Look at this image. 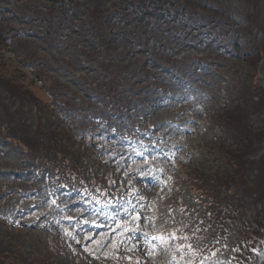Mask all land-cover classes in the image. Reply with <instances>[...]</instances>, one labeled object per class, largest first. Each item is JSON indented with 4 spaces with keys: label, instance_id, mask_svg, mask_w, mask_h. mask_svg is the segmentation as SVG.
<instances>
[{
    "label": "rangeland",
    "instance_id": "1",
    "mask_svg": "<svg viewBox=\"0 0 264 264\" xmlns=\"http://www.w3.org/2000/svg\"><path fill=\"white\" fill-rule=\"evenodd\" d=\"M50 2L0 0V257L230 264L243 223L263 206L246 204L226 224V247H212L210 212L253 185L203 187L198 177L236 181L232 156L264 167V0H207L205 12L187 0H68L53 15ZM223 5L225 14L210 7ZM104 39L127 100L110 118L95 107ZM254 46L263 55L252 57ZM6 114L15 132L60 141V157L106 202L63 187L61 173L6 138ZM263 171L248 174L263 181ZM253 244L231 264H264V249L253 252L264 241Z\"/></svg>",
    "mask_w": 264,
    "mask_h": 264
},
{
    "label": "trees",
    "instance_id": "2",
    "mask_svg": "<svg viewBox=\"0 0 264 264\" xmlns=\"http://www.w3.org/2000/svg\"><path fill=\"white\" fill-rule=\"evenodd\" d=\"M206 1L207 0H187V2L190 3L188 5L192 6L195 9H198L199 12H205L206 9L209 8V2L206 3ZM50 5L51 9L49 11V14L53 15L55 13L54 8H61V6L67 7L68 0H51ZM210 7L211 9L215 10L214 12H216L217 14H225L223 13L225 10L224 5L221 7ZM100 52L102 53V56L99 59L98 69L99 72L103 74V77L100 79V81H98V83H96L97 98L99 100V103L95 107L100 109L97 111V114L103 113L105 114L103 116L110 118L111 114L115 116L125 111L127 100L123 97L122 91L118 85V73L116 72L117 70L115 68L116 60L112 57V53H114L113 47L108 44V42H105V39L103 40V42H100ZM258 54L263 55L261 54L260 49L254 46V48L251 50V56L253 57ZM148 82H151V80ZM154 82H157L156 79L154 80ZM66 101L67 98L62 99L60 104L67 103ZM4 112L6 113L5 110ZM8 114L10 115V113ZM8 114H6V120L8 121L3 122V126L6 128V134H4L6 138L17 141L25 148L35 151L45 164L54 168L57 173H61V177L64 178L62 179L63 184L74 185L78 188L86 187V185L89 183V180H86L82 177V172H77L76 169L72 170L75 165L71 169V166H68L66 164V160L60 157V155L62 156L60 141L55 138L51 139L45 137V134H38L35 132L30 133L29 131V134H31L30 136L26 132L28 130L27 126L23 130V132H15L14 129L17 128L16 122L13 120H9ZM89 117H91V115ZM78 118L79 120L81 119L80 116ZM230 160L235 167V171L240 170V173H234L238 177L236 181L234 176H231L230 178H225L224 176L216 178L217 176L213 175L198 178L199 180L201 179V185H203V187L217 186V188H220L222 185H227V183L232 180L239 183L249 182L250 184L244 185V189L249 187L250 185H253L251 196L246 194L245 200H243L242 196L236 197L232 199V204H226L224 207L220 206L221 208L219 212H210V214H212V218H208V220L212 221L213 223L211 226L207 227L208 230H206L211 234L209 240L210 246H216L219 241L221 242V245H226L225 239L227 237L224 236L229 230L226 224L240 217L241 211L243 210L242 208L246 204L252 205L256 200H258L262 204L263 209H260V211L258 212V216L254 217L252 221H245V223H243L244 228L242 229V232L240 231V238L237 242L233 243L230 246V259L241 261L242 257L239 254L240 252L248 254L251 252L249 249L251 247H254L253 242L256 243L257 241H264V179L263 181H258L256 179V175H258L261 170H264V167L261 161L258 164L254 163L251 165V163L249 164L246 161L240 160L239 157L235 158V156H232ZM251 168L255 171L256 175L251 176L250 174H248V169ZM263 173L264 171L261 174ZM245 178L247 179V181H245ZM254 187L258 190H254ZM214 200L215 199H209L208 202L210 201V203H213ZM259 202L257 204H260ZM202 227L204 228L205 226ZM195 234H200V232H196ZM4 257L5 256L0 257V264H14Z\"/></svg>",
    "mask_w": 264,
    "mask_h": 264
}]
</instances>
